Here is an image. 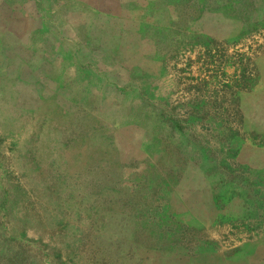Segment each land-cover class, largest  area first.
<instances>
[{
	"label": "rangeland",
	"instance_id": "obj_1",
	"mask_svg": "<svg viewBox=\"0 0 264 264\" xmlns=\"http://www.w3.org/2000/svg\"><path fill=\"white\" fill-rule=\"evenodd\" d=\"M172 3L158 77L87 103L105 124L4 120L0 264H264V0Z\"/></svg>",
	"mask_w": 264,
	"mask_h": 264
},
{
	"label": "crops",
	"instance_id": "obj_2",
	"mask_svg": "<svg viewBox=\"0 0 264 264\" xmlns=\"http://www.w3.org/2000/svg\"><path fill=\"white\" fill-rule=\"evenodd\" d=\"M172 1L0 0V129L13 119L22 125L25 112L53 101L65 117L77 105L88 127L91 121L105 124L87 103H102L107 88L125 94L158 77L159 38L146 34L176 21L180 4ZM130 40L134 63L124 51ZM111 71L119 73V82L111 81ZM5 106L11 113L3 117Z\"/></svg>",
	"mask_w": 264,
	"mask_h": 264
}]
</instances>
